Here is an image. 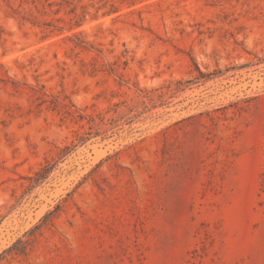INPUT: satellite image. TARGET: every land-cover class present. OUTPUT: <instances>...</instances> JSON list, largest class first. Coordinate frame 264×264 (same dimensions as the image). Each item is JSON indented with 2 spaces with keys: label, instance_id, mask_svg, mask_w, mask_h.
<instances>
[{
  "label": "rangeland",
  "instance_id": "rangeland-1",
  "mask_svg": "<svg viewBox=\"0 0 264 264\" xmlns=\"http://www.w3.org/2000/svg\"><path fill=\"white\" fill-rule=\"evenodd\" d=\"M0 264H264V0H0Z\"/></svg>",
  "mask_w": 264,
  "mask_h": 264
},
{
  "label": "trees",
  "instance_id": "trees-1",
  "mask_svg": "<svg viewBox=\"0 0 264 264\" xmlns=\"http://www.w3.org/2000/svg\"><path fill=\"white\" fill-rule=\"evenodd\" d=\"M51 102L53 103V106L55 108H59L60 110H63L64 114L67 115H77L79 117H82V115L79 113L78 110H72L70 104L66 103L64 100H60L58 97L53 96L51 99ZM79 140H83L84 137L81 135L78 136ZM69 147L65 146L64 148L59 149L55 155H52L48 158H45L44 162L40 164V166L33 171V174L28 176L27 178L29 179L30 183L28 185L29 188H32L42 181H44L50 174V172L55 168L57 165L59 159H61L66 152L68 151ZM59 209V205L55 207L54 210L49 211L45 216H44V223H46L48 220L51 219V216L54 211ZM28 244V240H17L9 249L8 251H14L15 253H24L26 246Z\"/></svg>",
  "mask_w": 264,
  "mask_h": 264
}]
</instances>
